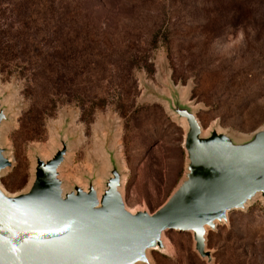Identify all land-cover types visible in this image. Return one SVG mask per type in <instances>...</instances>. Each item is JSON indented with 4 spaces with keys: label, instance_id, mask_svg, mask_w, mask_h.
<instances>
[{
    "label": "rangeland",
    "instance_id": "obj_1",
    "mask_svg": "<svg viewBox=\"0 0 264 264\" xmlns=\"http://www.w3.org/2000/svg\"><path fill=\"white\" fill-rule=\"evenodd\" d=\"M243 144L264 130V0H0V173L29 191L36 160L66 145L64 193L110 171L131 213H153L186 179L185 120ZM149 264H264V197L207 229L168 231ZM143 264V263H138Z\"/></svg>",
    "mask_w": 264,
    "mask_h": 264
},
{
    "label": "water",
    "instance_id": "obj_2",
    "mask_svg": "<svg viewBox=\"0 0 264 264\" xmlns=\"http://www.w3.org/2000/svg\"><path fill=\"white\" fill-rule=\"evenodd\" d=\"M173 112L187 125L188 166L164 205L151 214L128 211L116 169L101 195L92 185L64 193L58 178L66 154L62 143L51 159L36 160L28 192L8 196L0 189V264H149L147 251L163 249L168 231L192 233L196 252L210 261L206 228L264 197V130L236 144L215 131L202 137L188 108L175 106ZM5 118L0 108V125ZM10 167L0 147V173Z\"/></svg>",
    "mask_w": 264,
    "mask_h": 264
},
{
    "label": "bare ground",
    "instance_id": "obj_3",
    "mask_svg": "<svg viewBox=\"0 0 264 264\" xmlns=\"http://www.w3.org/2000/svg\"><path fill=\"white\" fill-rule=\"evenodd\" d=\"M206 231H207V228H206ZM153 250H157V248H154Z\"/></svg>",
    "mask_w": 264,
    "mask_h": 264
}]
</instances>
